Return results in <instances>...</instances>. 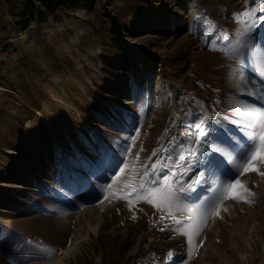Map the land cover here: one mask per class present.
I'll return each instance as SVG.
<instances>
[{"label": "rangeland", "instance_id": "1", "mask_svg": "<svg viewBox=\"0 0 264 264\" xmlns=\"http://www.w3.org/2000/svg\"><path fill=\"white\" fill-rule=\"evenodd\" d=\"M261 89L264 0H0V264H44L76 237L61 264H264V163L236 175L211 151L245 148L237 106L264 107ZM189 164L180 179L206 184L175 213L206 216L191 240L132 195L146 170L175 186ZM234 180L252 202L220 198Z\"/></svg>", "mask_w": 264, "mask_h": 264}, {"label": "snow or ice", "instance_id": "2", "mask_svg": "<svg viewBox=\"0 0 264 264\" xmlns=\"http://www.w3.org/2000/svg\"><path fill=\"white\" fill-rule=\"evenodd\" d=\"M242 17L246 18L247 27L245 34H247V32H250L256 24L254 12L252 10H247L244 13L237 14L236 16L237 19H240ZM223 39L228 40L229 37L227 35H224ZM240 91L243 93L245 92V89L240 88ZM261 92L262 95L260 96V99L264 100V89H261ZM246 94L251 96L255 93L252 90H248L246 91ZM237 114L242 115L247 119V123L241 129V131L247 130V140L245 141V148L240 153H237L236 156H233L231 152L220 147L211 149V151L219 153L221 156L228 157V160L232 164V166L238 170L236 175L253 171L259 172L257 164L264 163V107L238 105ZM203 123L204 122L202 121L201 125H203ZM197 130L198 136L195 143L199 146V144L201 143L200 138H206L207 133L204 131L203 127L200 126H198ZM196 154L197 153L195 150L189 149V156H196ZM201 154L207 155L206 152ZM178 160L184 161L185 156L180 155L178 157ZM157 167V164H153L151 166L152 171H155ZM119 171L123 173L125 169L120 168ZM192 171V165H187L186 169L180 172L179 177L177 178V182H174L175 186H170L166 178L160 181H152L150 185H146L144 177H149V172L146 170L144 176L140 178L139 184L132 189V195H134L137 200L143 199L146 202L152 204L158 211L165 212L168 217H171L174 226L182 225L183 231H181L180 227H176V230L180 232V234L188 235L189 240H191V236L193 233L198 234L203 224H206V216L202 218L200 226H196L191 223V221L193 220V217L191 216L186 217L183 220H177L175 216L176 212L185 210L186 206L184 204V200L188 199L191 196V194L194 192L195 186L198 183L195 178H191L190 181L180 179V177H184ZM259 174L264 175V173ZM111 188L112 185L109 184L105 191H110ZM238 188H243L244 192L247 195L242 196L239 191H232L233 189ZM224 193H231V198L243 199L246 202H252L248 200L247 197L254 195L246 188H244L239 180H234L233 183L224 186L222 195L220 197L221 199L227 198ZM153 197H156L159 202H157V199H153ZM118 198L129 199V196L124 195ZM129 207H132L131 200H129ZM215 207L216 206L214 205L213 208ZM216 214H219L218 210L216 211Z\"/></svg>", "mask_w": 264, "mask_h": 264}, {"label": "bare ground", "instance_id": "3", "mask_svg": "<svg viewBox=\"0 0 264 264\" xmlns=\"http://www.w3.org/2000/svg\"><path fill=\"white\" fill-rule=\"evenodd\" d=\"M206 184H197L195 186L194 192L191 194V196L188 198L189 202H193L195 198L199 195V193L204 190ZM98 223L94 225H90V228L93 229L94 233H98L100 231V228H98ZM78 238H73L69 240L68 244L63 246L58 254H56L53 258L49 260H45L44 264H61L66 261L67 257L70 256L77 248H78Z\"/></svg>", "mask_w": 264, "mask_h": 264}, {"label": "trees", "instance_id": "4", "mask_svg": "<svg viewBox=\"0 0 264 264\" xmlns=\"http://www.w3.org/2000/svg\"><path fill=\"white\" fill-rule=\"evenodd\" d=\"M43 5L46 7H59V6H67L71 4H76V3H84V4H91L94 0H39Z\"/></svg>", "mask_w": 264, "mask_h": 264}]
</instances>
